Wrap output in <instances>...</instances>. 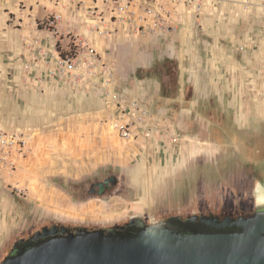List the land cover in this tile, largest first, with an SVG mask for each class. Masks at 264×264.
Masks as SVG:
<instances>
[{"label":"rangeland","instance_id":"rangeland-1","mask_svg":"<svg viewBox=\"0 0 264 264\" xmlns=\"http://www.w3.org/2000/svg\"><path fill=\"white\" fill-rule=\"evenodd\" d=\"M157 1L137 0L140 18L125 20V33L107 37L102 51L85 56L73 81L56 83L47 116L43 104L34 115L38 122L46 116L40 128L57 123V136H64L56 162L40 170L30 164L23 172L17 159L15 170L0 174L17 199L57 217L46 225L110 228L131 218L150 223L224 211L246 192L264 198L260 176L255 181L252 174L258 160L264 164V0H171L166 15ZM96 2L78 0L79 9L91 15L116 4ZM214 58L226 61L216 72L210 71ZM109 90L119 95L116 102ZM133 117L135 135L123 138L113 120ZM109 176L117 183L102 194L91 192ZM22 219L23 227L18 218L0 241V261L12 237L35 223L32 214Z\"/></svg>","mask_w":264,"mask_h":264},{"label":"crops","instance_id":"crops-1","mask_svg":"<svg viewBox=\"0 0 264 264\" xmlns=\"http://www.w3.org/2000/svg\"><path fill=\"white\" fill-rule=\"evenodd\" d=\"M102 1L97 0L96 5L101 6ZM155 5L162 15H166L167 11L173 8L171 0H158ZM151 10L160 18V14L158 15L154 8L151 7ZM95 12L99 14L101 10ZM103 13L106 19L104 24L112 29L111 33L105 35L95 30L98 15L95 13L89 15L84 8L79 9L78 0H0V129L20 130L27 138L26 155L18 158V164L21 166L19 171L27 172L30 164L31 167H35L36 163V168L40 170L41 167H50L51 163L56 162V157L53 155L57 152L56 147L64 136H57V123H52V126L49 123L47 129H43L40 128V122H43L44 117L37 118L40 122L34 117L35 114L41 115V104L45 107L43 112L46 116L50 112L51 103L46 104V102L49 99L48 94L59 88L55 86L56 83L68 82L65 78L73 81L79 75L78 69L84 64V57L88 56L86 53L88 46L94 47L99 53L108 41L110 42L107 37L115 34L117 36L127 31L129 24L126 21L112 22L109 10ZM142 14L143 12L136 10L133 23ZM53 16L57 19L51 23L50 19ZM248 19L249 17H246L247 21ZM217 45L214 44L215 47ZM69 54L73 55L75 63L71 68L62 63L63 57ZM219 62L216 58L212 59L210 71L216 72L218 65H220L219 69L225 66L226 61H221L220 64ZM224 77L226 78V74ZM155 82L160 90V83L157 80ZM26 111L31 117L24 115ZM126 115L129 116L130 113ZM82 129H84L83 126ZM70 130L75 129L69 128ZM33 154H40V157L30 162L29 157ZM51 154L50 159L46 158V155ZM174 157L171 155L172 159ZM51 159H53L52 162ZM127 171L130 170L127 168ZM55 172L58 173V171ZM53 184L55 185L52 189H59V192L64 193L61 186ZM9 189L8 181L0 179V241H6V238L14 231L15 221L18 218H20L19 226H22L23 214L35 215L33 220L35 223L27 226L25 232L15 234L5 248L4 254L17 238L39 226L51 224L57 219L53 213H44L41 208H38L41 204H37L36 207V202L32 200V202L29 200L25 202L17 199L16 194Z\"/></svg>","mask_w":264,"mask_h":264},{"label":"water","instance_id":"water-1","mask_svg":"<svg viewBox=\"0 0 264 264\" xmlns=\"http://www.w3.org/2000/svg\"><path fill=\"white\" fill-rule=\"evenodd\" d=\"M109 182L116 184V176L100 186ZM203 221L223 228L236 223L244 230L181 233L166 219L144 223L130 233L44 225L0 264H264V215L235 222L218 217Z\"/></svg>","mask_w":264,"mask_h":264},{"label":"flooded vegetation","instance_id":"flooded-vegetation-1","mask_svg":"<svg viewBox=\"0 0 264 264\" xmlns=\"http://www.w3.org/2000/svg\"><path fill=\"white\" fill-rule=\"evenodd\" d=\"M259 152L261 149L258 150ZM260 161V162H259ZM253 177L255 181H257L258 176H260L259 184H261L264 188V164H262V160H258L257 167L254 171H252ZM112 176H109L108 178H105L104 180L95 182L93 186L91 187V192H98L99 194L104 193L106 190H108L112 184L109 182L108 184H105V186L102 188L100 186V183L105 181L106 179H109ZM117 183V182H116ZM256 185V183H255ZM255 193V192H254ZM247 195V196H245ZM243 197H240L239 201H235L234 203H230V206L227 207L224 211H204L199 214H194L192 216L188 217H178V216H169L165 219L168 222V226L170 228L175 229L176 231L187 233V232H202V231H209V232H215V231H228V232H239L243 231L244 227L240 226L238 224H232L228 225L227 227H214L210 223L204 222V218L206 217H218L219 221H231L235 222L239 219L248 220L260 215H264V198L258 196L256 197L253 195V193L246 192ZM144 221L141 219H134V222L126 221L123 224H115L114 226L107 228L109 231H123L126 233L135 232L138 229H140L141 226L144 225ZM116 227V228H115ZM74 228V227H71ZM31 237V236H30ZM27 235H23L19 238H17L10 246L7 255L12 251V249H16L21 247L25 244L24 241H26L28 238H30ZM18 240H22L20 243L15 244ZM22 243V244H21ZM21 244V245H19Z\"/></svg>","mask_w":264,"mask_h":264},{"label":"built area","instance_id":"built-area-1","mask_svg":"<svg viewBox=\"0 0 264 264\" xmlns=\"http://www.w3.org/2000/svg\"><path fill=\"white\" fill-rule=\"evenodd\" d=\"M136 2L137 0H116V4L108 8L109 12L111 13L110 21L123 22L129 18H132L136 13ZM95 15H98L96 18L95 30L102 35L111 33L112 29L106 27L104 24L106 20L104 13L102 11L99 14L95 12ZM56 19L57 17L55 16V18L50 20V22H53ZM86 53L87 55L95 56L97 51L94 47L88 46L86 48ZM62 63L64 65H68L70 68L74 67L75 63L73 61V55H65L62 59ZM107 93L111 95L110 98L114 102L119 99V95L115 91L109 90ZM137 123L138 120L134 117L131 118L130 121L126 122L121 121L120 119L113 120L114 128H116L120 135L126 139L134 137V127L137 126ZM26 145L27 139L22 131L0 129V174L8 169L12 171L15 170L16 160L26 153Z\"/></svg>","mask_w":264,"mask_h":264},{"label":"trees","instance_id":"trees-1","mask_svg":"<svg viewBox=\"0 0 264 264\" xmlns=\"http://www.w3.org/2000/svg\"><path fill=\"white\" fill-rule=\"evenodd\" d=\"M165 91V89H163V92ZM31 241V239L30 238H28L26 241H24L25 243H27V242H30ZM22 244V243H21ZM21 244H19V245H21Z\"/></svg>","mask_w":264,"mask_h":264}]
</instances>
